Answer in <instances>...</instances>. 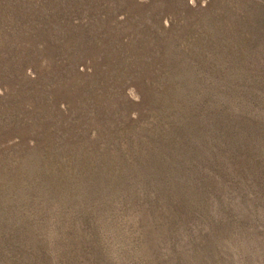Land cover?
<instances>
[{
  "label": "rangeland",
  "instance_id": "374dc122",
  "mask_svg": "<svg viewBox=\"0 0 264 264\" xmlns=\"http://www.w3.org/2000/svg\"><path fill=\"white\" fill-rule=\"evenodd\" d=\"M0 264H264V0H0Z\"/></svg>",
  "mask_w": 264,
  "mask_h": 264
}]
</instances>
